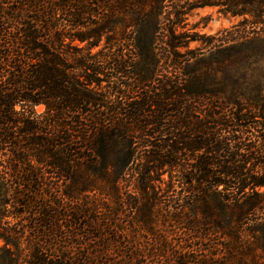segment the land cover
<instances>
[{"label":"trees","instance_id":"16d2710c","mask_svg":"<svg viewBox=\"0 0 264 264\" xmlns=\"http://www.w3.org/2000/svg\"><path fill=\"white\" fill-rule=\"evenodd\" d=\"M169 1L235 57L178 64ZM0 264H264V0H0Z\"/></svg>","mask_w":264,"mask_h":264},{"label":"rangeland","instance_id":"374dc122","mask_svg":"<svg viewBox=\"0 0 264 264\" xmlns=\"http://www.w3.org/2000/svg\"><path fill=\"white\" fill-rule=\"evenodd\" d=\"M177 2L179 0H176ZM169 7L165 10V13L162 16V29L163 35L168 34L167 29H175V38L177 39L176 43L180 45V48H177L174 59L176 58L178 64L180 63L184 66L183 63L186 60L184 55L190 52L195 55V57L205 58L206 60L213 61V58L209 57L211 52H216L219 49H230L228 54L233 58L237 53V48L231 47V42H229L230 37L235 38L236 30L235 26L240 23H245L249 21V16H234L232 14H227L221 11L218 7H201L195 9H188L185 5L175 9L178 15V21L183 22L177 23L174 27L175 15H169V10L175 7L176 3L174 1H169ZM181 5V3H179ZM187 15H183L186 13ZM248 31V26L245 30L240 29V33ZM162 35V33H161ZM166 39V38H165ZM220 41H225V43L220 46ZM184 46V47H181ZM161 50H156L158 54L157 59L159 61L158 71H171L174 67V62L172 53L167 56V47L162 45ZM166 49V50H165ZM179 56V57H178ZM208 61V60H207ZM210 63V62H208ZM213 67H216V63H211ZM180 66V65H179ZM178 66V67H179ZM246 66V67H245ZM245 73L243 74L241 81L247 85L246 91L249 92V64H245ZM247 68V69H246ZM236 78V77H235ZM38 114L44 112V107L39 106L36 108ZM166 178V177H165ZM167 180V178H166ZM165 188V186H163Z\"/></svg>","mask_w":264,"mask_h":264}]
</instances>
